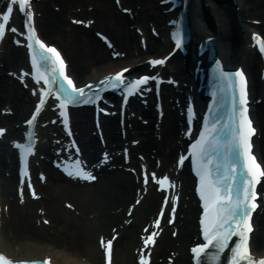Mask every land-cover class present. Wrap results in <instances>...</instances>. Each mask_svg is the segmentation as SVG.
Masks as SVG:
<instances>
[{
  "label": "bare ground",
  "instance_id": "1",
  "mask_svg": "<svg viewBox=\"0 0 264 264\" xmlns=\"http://www.w3.org/2000/svg\"><path fill=\"white\" fill-rule=\"evenodd\" d=\"M121 1L122 9L127 7L129 11H132L131 14L124 15L120 9L117 12V6L113 0H35L37 13L40 15L37 22L41 35L48 42L52 43V40H54L57 44H60L70 63L71 72L78 82L96 79L99 76L116 71L119 67H129L132 74L146 71L148 70V63H145L146 57L161 54L169 45L168 41L162 38L167 32V27L164 19L165 6L160 4V0ZM0 3V8H2L1 6L6 3V0H0ZM187 8L194 41L199 40V38L201 40L206 37L215 38L218 55L225 60L226 64L229 66H235L236 64L246 66L252 82L253 100L262 98L260 103L256 105L257 112L254 116L262 131L257 141L258 150L264 160V83L258 79L259 55L251 48L250 44V35L253 30L264 33V0H189ZM208 9L213 13V17L210 16ZM76 16L84 20L93 19V26L88 27V25L86 28V26L80 27L71 24L69 22L70 18ZM252 20H257L259 23L255 24ZM136 27L144 32L145 44L140 42V36L135 30ZM97 30L111 36L117 58H113L111 49H107L102 41L93 36ZM153 31H156L155 36L152 34ZM1 61H3V67L0 71L4 73L12 66L21 63V51L12 49L7 58ZM179 61L180 57H174L168 61L165 67L160 66L153 70L156 73L163 74L164 77H168L165 74L170 72L173 77H180L185 81H187V78L190 80L192 76L188 72L194 69L193 60L186 59V67L181 66ZM168 87L170 88V86ZM183 93L175 91L172 99L173 105L180 104V110L184 107L183 103H180ZM148 95L149 101H147L150 103L147 104V108L151 109L144 111L146 115L153 112L150 99H155L150 93ZM33 98L34 94H29L16 80L6 76L3 77V75L0 76V106H8L12 110L14 109L13 116L2 117L0 115V120L3 122L9 124H13L14 121L21 122L23 116L27 114L25 111L30 108ZM74 119L79 137L83 140L88 136L86 144L90 148L97 146V139L90 135L93 129V120L89 110L86 109L81 115L75 113ZM116 119L119 122L118 117L110 120L113 129L120 127ZM133 124L137 127L135 133L140 134L146 131L145 135H141L143 142L140 151L150 154L156 149V154L162 161L161 170L169 167L173 161V153L177 145L173 144V139L176 137L175 129L169 126L168 119L166 120L167 129L161 141H155L154 136H152V127L140 125L138 121L133 122ZM106 135L110 143L114 138L115 141L119 139L118 135L114 133L110 140L109 129H106ZM6 148L5 146L2 150H6ZM0 160L6 171L12 169L11 164L4 162L2 159ZM149 165L151 167L154 165L152 158H149ZM179 178L183 185L179 195L181 204L179 203L177 219L175 218L176 220L162 232L159 244L152 252L151 264H168L169 262L171 264H192L190 256L185 252V247L196 234L193 220L197 207L193 202V197L187 192L189 175L183 170ZM15 180L14 175L4 178L0 173L2 193L7 201L8 196L13 195L15 197L16 190L13 191ZM50 182L52 181L50 180ZM41 187L40 191L46 194L44 196L45 201L41 204L47 210V216L61 225L59 234H56L58 243L51 241L52 248L56 249L51 255L58 264H78L81 262L80 260L87 264H101L103 261L102 251L94 241H97L99 233L107 236L114 227H118L117 231L121 232L115 243V264H136L135 255L145 254L144 250L143 252L140 250L143 245L137 242V230L142 225H146L153 214L157 215V208L161 205V195L147 189L143 201L132 214V223L127 228H121L120 224L126 218L124 214L127 205L134 202L137 192H142L140 184L136 183L135 177L131 174L115 172L104 176L97 185L86 186V188H65L58 183H50L47 188ZM262 187L264 195V184ZM65 194L72 199L75 210L80 211L79 215L74 216L69 209L66 210V213L62 211L64 209H60V203ZM38 202H28L24 207H15L11 204V232L9 235H2L1 237L2 247L9 254L18 257L23 255L25 258H30L34 256L30 253L33 254L38 251L34 248L35 243L31 242L29 237L31 233H36V231L31 229L28 235L25 233L28 220L31 222L33 217L41 218L39 211H37L38 208L34 210ZM169 206L165 208V212L170 211L172 213L173 206L171 210L168 209ZM117 208L122 210L118 211ZM88 214H95V218L89 219ZM43 216L48 219L45 215ZM256 219L257 229L254 232L252 246L256 251L263 253L264 207L262 212L256 215ZM149 224L151 228L152 224ZM171 226L174 227L173 230H178L176 237H173L171 232L169 233L172 230ZM26 242L29 244L26 245ZM63 242L66 243L68 249L61 247ZM76 254L87 259L84 260L80 256L76 257Z\"/></svg>",
  "mask_w": 264,
  "mask_h": 264
},
{
  "label": "snow or ice",
  "instance_id": "2",
  "mask_svg": "<svg viewBox=\"0 0 264 264\" xmlns=\"http://www.w3.org/2000/svg\"><path fill=\"white\" fill-rule=\"evenodd\" d=\"M14 6L24 10L26 17L25 24L27 27V40L29 41L28 47L32 50V64L36 68V79L39 82L43 79L45 84H48V88H41V97L48 96L53 91L56 96L60 98V109H66L69 104H76L83 102V98L86 95L84 87H77L72 78L64 74V61L60 56V53L55 47H50L44 43L43 40L35 32V28L32 23V17L34 16L31 11L30 0H19L18 5L16 0H12L0 14V38H2L6 31L11 27L9 21L11 19ZM13 32L18 31L16 28L11 27ZM20 43V41H17ZM179 43V41H178ZM38 46V47H37ZM261 50H264V41L260 44ZM52 54H55L54 56ZM162 60H153V64L162 63ZM122 71H126L122 70ZM62 75H57V73ZM228 76V73H223ZM241 77V94L239 103L242 107L239 109V115L237 116L236 109V97L233 96V116H237L234 121L237 124V128L232 130V139L227 143H222L218 136L213 135L216 132V125H209L205 123V130L200 133V139L192 145V154L195 157V163L197 166V173L200 178L199 194L204 202V213L201 221L203 225V236L205 243H198L191 249L192 253L197 259V264H201L202 254L207 255L206 250L210 246L215 247L218 250V254L223 253L225 249L229 248L228 241L233 235L239 237L238 242L234 247H231V255L228 257V264H264V257L255 258L250 251L249 247V233L252 231V225L246 223L245 218L251 215V210L256 206L255 197L259 195L255 191V183L260 176H264V168L256 161L251 152L247 151L251 147L249 143V137L255 129L252 127L250 118L247 115V92L244 87L243 72H239ZM50 77H54L57 81L55 85H52ZM148 76L141 77L134 81L132 87H136L140 84L147 82ZM63 81H66L67 86ZM111 81L110 87H116L120 83H125V78L122 72H117L115 78L105 77L104 82ZM36 92V89H33ZM43 98L39 100V104H44ZM40 107L37 106L35 112L38 113ZM65 116V123H67V113L62 112ZM231 119V117H230ZM35 120V114L31 120H28V124H32ZM5 132L4 128H0V135ZM17 147L24 148L25 154L34 151L31 143L26 146L17 142ZM237 148L246 152L247 155V168L249 172L244 173V180L241 183H236L237 160L232 159V150ZM78 151V149H77ZM222 157V159H221ZM184 156L180 157V161L183 162ZM213 165H215L216 175H213ZM221 167H223V175H221ZM85 174V178L91 180L95 177L87 172L86 169H82ZM70 175H81V171L75 173H69ZM155 178V173L151 174ZM145 182L148 179V173L144 176ZM165 181H169L168 176H163L158 179V183L161 187H167ZM33 195L35 192L33 190ZM174 211V209H173ZM159 219L156 220V224H159ZM156 233L144 241L145 245L153 243L152 237ZM101 242L107 246L109 254V264H111V245L112 240L106 242L101 238ZM141 261H144V257L141 256ZM0 264H47L46 261L40 260H21L10 258L4 252L0 251ZM215 264V262H213Z\"/></svg>",
  "mask_w": 264,
  "mask_h": 264
},
{
  "label": "rangeland",
  "instance_id": "3",
  "mask_svg": "<svg viewBox=\"0 0 264 264\" xmlns=\"http://www.w3.org/2000/svg\"><path fill=\"white\" fill-rule=\"evenodd\" d=\"M52 41H54V40H52ZM72 251H73V249H72Z\"/></svg>",
  "mask_w": 264,
  "mask_h": 264
}]
</instances>
